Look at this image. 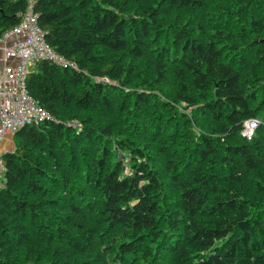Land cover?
Here are the masks:
<instances>
[{
  "label": "trees",
  "instance_id": "1",
  "mask_svg": "<svg viewBox=\"0 0 264 264\" xmlns=\"http://www.w3.org/2000/svg\"><path fill=\"white\" fill-rule=\"evenodd\" d=\"M29 5L65 64L27 71L0 264H264V0H0V36Z\"/></svg>",
  "mask_w": 264,
  "mask_h": 264
},
{
  "label": "built area",
  "instance_id": "2",
  "mask_svg": "<svg viewBox=\"0 0 264 264\" xmlns=\"http://www.w3.org/2000/svg\"><path fill=\"white\" fill-rule=\"evenodd\" d=\"M0 41H9L1 47L0 68V141L7 133H13L25 124L38 123L49 117L38 100L26 87L29 66L39 59H51L65 64L46 43L44 32L37 24L31 5L23 13L20 22L5 31ZM258 121L244 122L241 134L250 138ZM3 160L0 153V184L3 176Z\"/></svg>",
  "mask_w": 264,
  "mask_h": 264
},
{
  "label": "crops",
  "instance_id": "3",
  "mask_svg": "<svg viewBox=\"0 0 264 264\" xmlns=\"http://www.w3.org/2000/svg\"><path fill=\"white\" fill-rule=\"evenodd\" d=\"M9 41H0V68H1V47L8 43ZM13 139L11 135H6L2 138V140L0 141V153H3L4 151H9L12 150L14 145H13Z\"/></svg>",
  "mask_w": 264,
  "mask_h": 264
},
{
  "label": "rangeland",
  "instance_id": "4",
  "mask_svg": "<svg viewBox=\"0 0 264 264\" xmlns=\"http://www.w3.org/2000/svg\"><path fill=\"white\" fill-rule=\"evenodd\" d=\"M8 134L11 135V136H12V139H13V133H7V134H5L4 136H6V135H8ZM4 136H3V137H4Z\"/></svg>",
  "mask_w": 264,
  "mask_h": 264
},
{
  "label": "water",
  "instance_id": "5",
  "mask_svg": "<svg viewBox=\"0 0 264 264\" xmlns=\"http://www.w3.org/2000/svg\"><path fill=\"white\" fill-rule=\"evenodd\" d=\"M119 155H120V153H119Z\"/></svg>",
  "mask_w": 264,
  "mask_h": 264
}]
</instances>
